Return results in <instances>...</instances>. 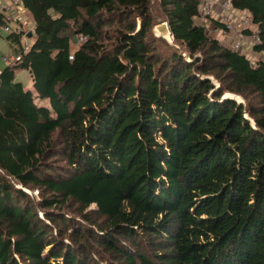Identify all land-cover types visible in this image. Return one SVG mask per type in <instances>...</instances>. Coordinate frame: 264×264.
Listing matches in <instances>:
<instances>
[{
	"label": "trees",
	"instance_id": "trees-1",
	"mask_svg": "<svg viewBox=\"0 0 264 264\" xmlns=\"http://www.w3.org/2000/svg\"><path fill=\"white\" fill-rule=\"evenodd\" d=\"M20 1L34 32L26 51L6 33L19 58L0 69V264H264V59L212 37L198 0ZM230 1L264 52V0Z\"/></svg>",
	"mask_w": 264,
	"mask_h": 264
},
{
	"label": "built area",
	"instance_id": "built-area-1",
	"mask_svg": "<svg viewBox=\"0 0 264 264\" xmlns=\"http://www.w3.org/2000/svg\"><path fill=\"white\" fill-rule=\"evenodd\" d=\"M198 2L200 15H211L216 12V19L221 23L216 30L220 34L228 35L224 37H231V45L230 43L228 44L230 48L237 51L241 50L253 64L258 58L264 59V52H255L253 50L254 44L259 41L256 32L251 31V33L247 34L244 31L245 29H251L249 26L251 17L247 11L234 8L230 0H198ZM215 4L218 5V9H215ZM25 10L20 0H0V11L5 14V22L1 29L5 33L15 32L22 34L25 40L22 43L23 51H26L29 47L27 34L34 32L33 21L29 20L25 15ZM81 39L83 40L84 38L82 37ZM247 48L250 49L249 52L246 51ZM18 58L16 54L3 56V60L6 63Z\"/></svg>",
	"mask_w": 264,
	"mask_h": 264
},
{
	"label": "rangeland",
	"instance_id": "rangeland-1",
	"mask_svg": "<svg viewBox=\"0 0 264 264\" xmlns=\"http://www.w3.org/2000/svg\"><path fill=\"white\" fill-rule=\"evenodd\" d=\"M151 2V5L153 7V12L155 14H158L157 13V0H150ZM215 9H218L215 8ZM202 12V10H200ZM25 15L29 18V20H32V15L31 13L28 11V10H25ZM158 17H156V20L157 22H159L162 18L161 15H156ZM217 14L216 12L212 13L211 15H205V16H202L200 15V18L197 19L198 22H202L205 24V28L207 29L208 33L216 38L219 42L221 43H224L226 45H228L230 43L231 45V37H224V36H228L227 34H220L219 31H217L216 29H218V25H215L213 22L214 21H217ZM212 19V20H211ZM214 20V21H213ZM158 23L154 24L153 27H152V34L154 37L158 38V37H161V35H159L156 31H155V26L157 25ZM249 26H250V30L251 31H256V25L254 23H252V21L249 23ZM245 34V33H244ZM6 33L2 31L1 27H0V68H3L7 63L3 60V56H7V55H13L14 51L12 49V47L10 46L8 40L6 39ZM163 38V37H161ZM230 39V40H229ZM33 40V37L31 38H28V42H32ZM227 40V41H225ZM25 40L23 39L22 40V43L24 42ZM169 41V40H168ZM78 45V43H77ZM76 46V45H75ZM241 52V50H239ZM247 52L250 51L249 48H247L246 50ZM16 80L20 81L23 85H25L27 87V89H30V90H33V87H32V82H31V78L29 76V73L27 70L25 69H20L17 71V74H16ZM213 82L215 84H217V81L215 79H213ZM225 94H228V95H233L234 98L238 101V100H242L241 102L244 103L245 100L244 98L241 96V95H237V94H234V93H230V92H226L224 93ZM223 95V96H224ZM36 100L39 102V103H43V104H47L46 100L42 99V100H39L38 98H36ZM252 123V122H251ZM253 124V123H252ZM32 194L33 195H36V191H32ZM39 213L40 215H42V212L41 210H39Z\"/></svg>",
	"mask_w": 264,
	"mask_h": 264
},
{
	"label": "water",
	"instance_id": "water-1",
	"mask_svg": "<svg viewBox=\"0 0 264 264\" xmlns=\"http://www.w3.org/2000/svg\"><path fill=\"white\" fill-rule=\"evenodd\" d=\"M158 27H157V29H158V31H161V30H163V29H166L168 32H169V30H168V26H167V23L166 22H164V21H159L158 22ZM170 33V32H169ZM27 36L28 37H30L31 36V33L29 32L28 34H27ZM171 41V40H170ZM223 97H229V98H234V96L233 95H228V94H225ZM235 99V98H234ZM242 100H238V102H241ZM251 122L253 123V121L251 120Z\"/></svg>",
	"mask_w": 264,
	"mask_h": 264
},
{
	"label": "bare ground",
	"instance_id": "bare-ground-1",
	"mask_svg": "<svg viewBox=\"0 0 264 264\" xmlns=\"http://www.w3.org/2000/svg\"><path fill=\"white\" fill-rule=\"evenodd\" d=\"M157 27H158V25L155 26V31L159 35H161V37H163V38H165L166 40H169V41L172 39L170 33L166 29H163L161 31H158Z\"/></svg>",
	"mask_w": 264,
	"mask_h": 264
},
{
	"label": "crops",
	"instance_id": "crops-1",
	"mask_svg": "<svg viewBox=\"0 0 264 264\" xmlns=\"http://www.w3.org/2000/svg\"><path fill=\"white\" fill-rule=\"evenodd\" d=\"M218 7V5L217 4H215V8H217ZM14 54V53H13ZM9 56H12V55H9ZM1 69V68H0ZM16 74H17V72H16ZM32 82V81H31ZM24 87L25 88H27L25 85H24Z\"/></svg>",
	"mask_w": 264,
	"mask_h": 264
}]
</instances>
